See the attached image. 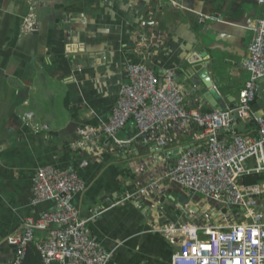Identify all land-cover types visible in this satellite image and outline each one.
<instances>
[{
  "label": "crops",
  "instance_id": "obj_1",
  "mask_svg": "<svg viewBox=\"0 0 264 264\" xmlns=\"http://www.w3.org/2000/svg\"><path fill=\"white\" fill-rule=\"evenodd\" d=\"M34 2L37 30L23 33L26 1L0 0V264L13 256L14 246L7 240L22 232L25 218L56 208L52 200L33 202L32 178L44 164L79 173L84 188L72 202L83 219L99 212L87 225L110 254L107 264H172L177 247L158 230L170 216L156 207L165 202L169 207L173 198L185 202V193L171 184L156 197L154 208L147 202L144 211L136 205L141 203L138 196L121 200L136 190L133 167L142 158L116 153L99 157L94 149L74 152L68 144L108 118L128 62L151 65L159 75L172 71L186 101L195 98L199 108H211L199 94L195 63L215 59L216 71L209 72L213 86L224 107L232 105L248 78L246 50L261 6L253 0ZM201 14H217L222 20L201 23ZM138 34H155L161 44L152 53L140 51ZM188 77L196 85L186 84ZM253 104L264 115V77ZM27 111L49 129L34 130L22 118ZM254 122L253 113L237 128L252 133ZM134 133L128 122L124 134ZM151 161L143 177L153 175Z\"/></svg>",
  "mask_w": 264,
  "mask_h": 264
},
{
  "label": "built area",
  "instance_id": "obj_2",
  "mask_svg": "<svg viewBox=\"0 0 264 264\" xmlns=\"http://www.w3.org/2000/svg\"><path fill=\"white\" fill-rule=\"evenodd\" d=\"M25 1L20 28L32 33L37 30L35 2ZM253 1L262 11L252 24L247 45L248 78L232 105L202 112L195 98L186 101L175 73L159 75L151 65L128 62L125 82L108 118L68 144L74 152L94 149L99 157L116 153L127 159L142 158L133 167L138 186L121 200L138 196L141 203L136 205L144 211L147 202L154 208L156 197L171 184L185 193V202L173 198L169 207L167 202L156 207L170 216L158 230L177 247L172 264H264V180L252 185L242 181L245 174L264 172V119L255 118L252 133L237 128L239 121L251 120L264 77V0ZM220 20L217 14L199 16L201 23ZM159 40L155 34H138L135 44L138 50L152 53ZM191 102L197 106L191 107ZM22 118L34 130L49 129L31 111ZM128 122L135 130L131 136L124 134ZM148 160L153 168L150 178L142 176ZM164 182L165 186L157 187ZM32 183L33 202L52 200L56 208L25 218L22 232L7 240L14 254L2 264H20L30 243L39 251L41 264H107L110 254L90 235L87 225L99 212L83 219L72 202L84 188L77 170L44 164L35 171ZM37 232L44 236L36 237Z\"/></svg>",
  "mask_w": 264,
  "mask_h": 264
},
{
  "label": "water",
  "instance_id": "obj_3",
  "mask_svg": "<svg viewBox=\"0 0 264 264\" xmlns=\"http://www.w3.org/2000/svg\"><path fill=\"white\" fill-rule=\"evenodd\" d=\"M199 63H203V66L201 64H199ZM195 64H198V66L196 67V76L201 81V84L200 85L198 84L199 85V94H200V96H202L203 99L209 100V102H211L212 107H215L216 105H218L220 108H225L224 105L219 101V98L217 96L218 92L215 89V87L213 86L214 85L213 84V80H212V78L209 75V72L212 69H214V71H216L214 66H213V64H216V60L212 59L210 63L205 61V60L204 61L203 60H199ZM193 70H195L194 67H193ZM185 83L186 84H191V85H196L195 78L191 79V78L188 77L185 80ZM212 107L211 108H207L206 106H202V112L210 113V112H212L214 110V109H212ZM259 109H260V106L258 104H253L252 107H251V110L254 113L255 118L264 119V115L258 113ZM221 131L225 132L224 129H222ZM184 147H186V146H184ZM182 149H183V147L179 149V151L181 153H182ZM192 210H194V209H192ZM51 226L52 227H57V225L55 223H53Z\"/></svg>",
  "mask_w": 264,
  "mask_h": 264
},
{
  "label": "trees",
  "instance_id": "obj_4",
  "mask_svg": "<svg viewBox=\"0 0 264 264\" xmlns=\"http://www.w3.org/2000/svg\"><path fill=\"white\" fill-rule=\"evenodd\" d=\"M262 180H264V172H251L245 174L242 179L246 185H252ZM20 264H41V255L33 243L27 246L26 255Z\"/></svg>",
  "mask_w": 264,
  "mask_h": 264
},
{
  "label": "bare ground",
  "instance_id": "obj_5",
  "mask_svg": "<svg viewBox=\"0 0 264 264\" xmlns=\"http://www.w3.org/2000/svg\"><path fill=\"white\" fill-rule=\"evenodd\" d=\"M180 262H183V263H185L183 260H181Z\"/></svg>",
  "mask_w": 264,
  "mask_h": 264
}]
</instances>
